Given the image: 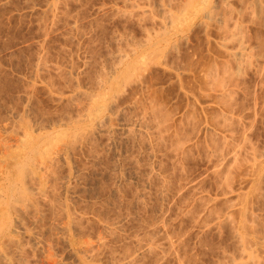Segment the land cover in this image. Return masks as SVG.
Here are the masks:
<instances>
[{
  "label": "rangeland",
  "instance_id": "1",
  "mask_svg": "<svg viewBox=\"0 0 264 264\" xmlns=\"http://www.w3.org/2000/svg\"><path fill=\"white\" fill-rule=\"evenodd\" d=\"M177 2L0 0V167L25 128L63 151L33 209L9 210L13 240L1 248L13 264H264L262 7L240 3L256 60L239 76L218 31L196 24L108 90L101 125L71 122L106 89L119 54L162 28L160 4Z\"/></svg>",
  "mask_w": 264,
  "mask_h": 264
},
{
  "label": "bare ground",
  "instance_id": "2",
  "mask_svg": "<svg viewBox=\"0 0 264 264\" xmlns=\"http://www.w3.org/2000/svg\"><path fill=\"white\" fill-rule=\"evenodd\" d=\"M220 1H221L220 6H218L216 4V0H179V2L174 3L173 5H170V4L163 5V3L160 4V7L164 11L163 17H162V22H161L162 28L157 29L156 31H153L152 33H150L144 42L137 44L130 51L122 52L119 54L118 63L111 70L110 75H108L105 78L106 89L104 91H101L100 93H98L95 97H92L88 103V106L85 109V112L79 118L72 119L73 121H71V122H73L74 125L76 124L78 127L82 124H88V123H90V127H91V124H93V125L100 124L101 125L102 120H104V118L107 117V115H105L104 111L106 108H108L107 107L108 103L107 104L104 103L103 98H106V96H108V92H109L108 90H112V88L114 89V87L116 86L117 88L115 87V91H116V89H117V91H119L120 86L123 85L124 81L128 82V80H126V79H128V77H130L131 74H133L137 70H139V73H140V71H142L143 69H146V66H145L146 64H143V62L146 63L148 61V60L144 61V59L147 56L152 57L151 59H154L153 57L156 56L155 58L159 59L157 57V55H159L160 57L162 55H165L167 52L165 53L164 51L170 47V44L173 41H176L179 36L181 37L183 35V33L188 31L192 27H194L196 24H199L202 27L204 32H206V30L210 27H213L218 31L220 36H218V39L215 41V43L220 48H222L225 52H227L229 57H231V59L234 61L233 63L235 66L233 68L234 70L232 69L233 72L231 71L232 74L233 75L240 74V72L243 70V67H242L243 65L249 66L251 63L254 62L253 60H256V59H254V57H256V56L252 57L253 54L251 52V48L255 47V46H252L249 48L246 44H245L246 45L245 46L244 42L241 40L242 39L241 37L243 36V31H242V34H240V33H241V27L243 26V23L241 24L239 18H240V14L241 15L243 14L242 13L243 11L241 10L242 8L240 7V5H241L240 3L243 0H237V2H239V5L237 4L235 6L232 5L229 2V0H220ZM246 1L248 2V3L246 2L247 5L249 4L248 5L249 8L252 6V9H253L252 12L253 13H255V10L256 11H258V10L262 11L261 7L264 9V7H263L264 5L262 6L264 0H246ZM52 4H53V2H52ZM250 11H251V8H250ZM261 11H259V12H261ZM257 13L255 15H257ZM252 15H254V14H252ZM252 19L253 18H251V21H252ZM242 29H243V27H242ZM229 44L231 46H229ZM232 45H234V47ZM171 47H172V44H171ZM253 50H255V48H253ZM150 57H147V58L150 59ZM252 58H253V60H252ZM251 60H252V62H251ZM245 66H244V68H245ZM251 66H252V64H251ZM134 70H136V71H134ZM208 71H210V70H208ZM208 71H206L204 73V76L206 78L209 76ZM230 75L231 74L229 73L228 77ZM237 76H239V75H237ZM231 77L235 78L232 75L229 78H231ZM229 78H228V81H229ZM233 78H232V80H233ZM126 82H125V84H126ZM115 83L117 85H115ZM220 83H221V80H220ZM220 83L217 82V86ZM230 91L231 90H229L228 92H230ZM222 92L225 93L226 91L223 90ZM228 92H226L227 95L230 94ZM69 96H71V95H69ZM221 100L223 101V98ZM224 105H225V103H224ZM108 106H109V104H108ZM221 106H223V104ZM226 107H229V106L226 105ZM226 110H228V109H226ZM229 112H232V111H229ZM229 112H228V114H230ZM223 113L225 114V112H222L221 114H223ZM225 115H227V113ZM221 119H223V121H224L227 118L224 116V117H221ZM228 121H226V123H228ZM228 125H229V123H228ZM93 128H94V126H93ZM97 128H98V126H97ZM76 130H77V128H76ZM40 132H37V134H35L33 129L25 128L22 131V134L19 135V139L21 141L20 144L14 150H11L10 152H8L5 155L4 158H5V164L6 165L5 164L2 165L3 169H1L2 167H0V263L1 264H13L11 259H10L12 251L9 252V255H7L8 252L5 253L7 248L9 247L8 243L13 240L12 237L10 236L11 231L9 233V230H10V228H9L10 227L9 226L10 225L9 210L15 211L16 213L18 212L19 214L23 213V212L25 213L26 212L25 209L27 210L28 204H30V206H31V204H35L33 202L34 199H36L39 195L44 194V193H42L43 192L42 188L45 186L44 184H45L46 180H45V178H43L44 174L42 175V172L47 171L50 168V166L53 164V162L56 161L57 159L59 161L60 155L62 156L61 152H63V151L60 152V150H62V148L60 147L61 149L58 150V147H56L57 142L56 143L54 142V141H56V139L54 141H51V142L49 140L47 143V140L49 139L48 138L46 140V142L45 141L43 142V141H41V137L43 138V134ZM74 133L75 132H72V134H74ZM60 135H61V133H60ZM72 136L74 137V135H72ZM221 136H222V138L227 139L225 131L221 132ZM68 139H69V137H68ZM59 140L61 141L62 139H59ZM242 140H243V138H242ZM64 143H66V142H63L62 145ZM47 144H49V145H47ZM65 145L67 146V144L63 145L64 148L66 147ZM238 146L240 149L241 148L240 144ZM64 148H63V150H64ZM235 149H233V151H232L234 155L237 154ZM237 149H238V147H237ZM213 156H214V154H213ZM233 158H235V157H233ZM262 158H263V155L261 156V159ZM235 161H236V159H235ZM256 162H257V159H256ZM259 164H260V160H259ZM257 166L258 165L256 164L255 167L257 168ZM250 169H251V167H250ZM51 171L48 170L47 172L51 173ZM253 173H255V172H253ZM32 174H33V176H32ZM3 176H5V177H3ZM31 176L37 178V179H34V178L33 179H34V181L35 180L37 181L38 185H33L34 186L33 187L31 182H30V184L27 183L28 178L29 179L32 178ZM255 176H256V174H255ZM47 181H48V179H47ZM28 184L31 186H29ZM255 186H256V184H255ZM251 187H253V186H251ZM32 192H33V194L37 193V195H36L37 197H35V195H33V197H32L31 196ZM31 198L32 199L34 198L32 201L33 203H31V200H32ZM12 199H13V202H12ZM31 207L30 208L33 209V206H31ZM36 210H37V205H36ZM244 212L245 211H243V214H244ZM36 213H38V212H36ZM25 214H27V213H25ZM240 214H242V213H240ZM244 216H245V214H244ZM65 217H66V214H65ZM227 217H229V216H227ZM239 217H241V215ZM243 218H245V217L242 216L241 219L240 218L237 219V221L239 220L238 223H236V225L238 224V228L240 227L243 229L244 224L247 223V221H244L245 219H243ZM18 219H19V217H18ZM69 223H71V222H69ZM246 225H248V223ZM249 227L250 226H248V229H249ZM238 228L237 227L235 228L236 231ZM246 228H247V226H246ZM246 228H244L245 234H243L245 236L247 235L246 234V232H247ZM243 231H241V232L243 233ZM237 233H236V235H237ZM240 236H241V234H240ZM240 236H237V237L239 239H241L243 236H241V238H240ZM9 238H11L12 240L11 239H10V241L7 240L9 242H7V244H6V241H5V244H4L3 240L9 239ZM98 239H99V237H98ZM243 239L244 238H242V241L245 240V239L244 240ZM246 240H247V238H246ZM2 242H3L4 246L7 245L8 247L5 246V248H4L2 245ZM13 242H15V241H13ZM13 242H11V243H13ZM137 243H138V241H137ZM247 246H249V245H247ZM1 247H3L4 250L6 249L5 252L2 251ZM146 247H144V248H146ZM148 248H150V247L148 246ZM7 251H9V250H7ZM125 258L127 260V257H125ZM125 258H122V260H121V261H123L122 264H124ZM12 259L14 260V258H12ZM129 259H131V258L129 257L128 260ZM84 261H86V260L84 259ZM90 264H92V263H90Z\"/></svg>",
  "mask_w": 264,
  "mask_h": 264
}]
</instances>
